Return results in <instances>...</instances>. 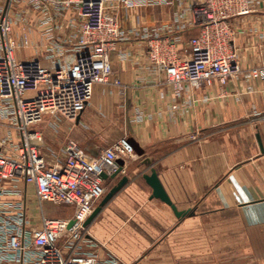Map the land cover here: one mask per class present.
Instances as JSON below:
<instances>
[{
    "label": "crops",
    "instance_id": "obj_1",
    "mask_svg": "<svg viewBox=\"0 0 264 264\" xmlns=\"http://www.w3.org/2000/svg\"><path fill=\"white\" fill-rule=\"evenodd\" d=\"M107 4L126 33L110 51L113 75L95 86L76 121L57 124L66 142L48 144L43 133L40 148L54 162L69 140L97 155L125 135L143 150L125 161L118 176L104 179L107 193L128 176L87 226L89 249L121 264H264V81L245 75L264 65V0L259 10L232 20L244 74L225 85L186 84L180 92L149 67L148 39L130 34L168 23L178 4ZM197 32L194 27L179 33V53ZM152 168L189 215L178 218L152 197L143 176ZM29 195L36 225L42 213L64 219L75 213L68 204H52L66 208L60 213L47 209L51 203L40 204L32 186Z\"/></svg>",
    "mask_w": 264,
    "mask_h": 264
},
{
    "label": "built area",
    "instance_id": "obj_2",
    "mask_svg": "<svg viewBox=\"0 0 264 264\" xmlns=\"http://www.w3.org/2000/svg\"><path fill=\"white\" fill-rule=\"evenodd\" d=\"M114 1L126 7L178 4L168 23L130 30L148 39L149 67L176 91L186 84L211 86L215 80L225 85L244 74L232 20L259 10V0ZM107 2L0 0V264H121L115 256L100 259L89 249L84 223L106 194L102 172L113 173L117 159L126 161L135 153L130 138L121 136L97 155L69 140L62 157L50 162L40 151L43 133L35 128L48 113L76 121L95 86L111 79L110 51L126 33ZM194 27L198 32L179 53V33ZM37 31L47 43V64L17 56ZM245 75L264 81V65ZM31 186L40 204L75 206L73 217L42 213L36 225Z\"/></svg>",
    "mask_w": 264,
    "mask_h": 264
},
{
    "label": "water",
    "instance_id": "obj_3",
    "mask_svg": "<svg viewBox=\"0 0 264 264\" xmlns=\"http://www.w3.org/2000/svg\"><path fill=\"white\" fill-rule=\"evenodd\" d=\"M130 141L134 146L135 152L141 155L143 153V150L140 148L139 144L133 139H130ZM124 164H125L124 159L122 158L117 159V165H118L117 169L111 174L104 171L102 172L101 176L103 177V179H107L109 177L115 178L123 170ZM143 176L153 190L152 197L158 198L163 202L167 203L173 209L175 215L178 218H182L189 215L190 210H179L177 205L172 201V199L166 192L161 180L159 179L157 171L154 168L151 169L150 174H144ZM127 182H128V176L124 175L119 179V181L114 186L110 188V190L105 194V196L100 201V203L94 208L92 214L85 221L84 223L85 227H87L92 222V220L99 214V212L106 205V203L109 202L110 199L115 194H117L126 185ZM73 224H74V220L72 219L69 222L68 228H71Z\"/></svg>",
    "mask_w": 264,
    "mask_h": 264
},
{
    "label": "rangeland",
    "instance_id": "obj_4",
    "mask_svg": "<svg viewBox=\"0 0 264 264\" xmlns=\"http://www.w3.org/2000/svg\"><path fill=\"white\" fill-rule=\"evenodd\" d=\"M20 31H24V28L22 26H20ZM15 42L18 44L21 42L19 36L15 38ZM46 46L47 43L43 39L41 34L38 31L33 32L32 36L30 35V43L26 47L18 49L17 56L23 59L40 58L47 64L48 59L45 51ZM59 119L60 118L53 115L52 113H48L43 118V121L37 124L35 127L36 129L42 131V133L45 134L46 142L48 144L51 143L55 145V141L57 140L59 141L60 145L66 142V139L63 137L64 134L61 132V130L59 134L57 133V124L64 122V120ZM49 132L51 133L49 134ZM47 133L50 135L49 137L47 136ZM45 207L54 213H60L61 211L66 210L64 206H54L52 204H46Z\"/></svg>",
    "mask_w": 264,
    "mask_h": 264
}]
</instances>
